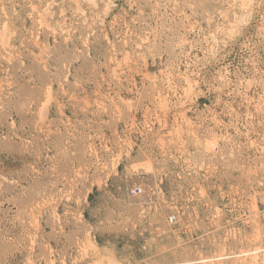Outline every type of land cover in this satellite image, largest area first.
I'll return each instance as SVG.
<instances>
[{"label":"crops","instance_id":"obj_1","mask_svg":"<svg viewBox=\"0 0 264 264\" xmlns=\"http://www.w3.org/2000/svg\"><path fill=\"white\" fill-rule=\"evenodd\" d=\"M19 3L0 15V32L8 26L0 39L17 42L0 51V74L14 84L7 104L14 113L0 112V264L168 263L162 249L170 240L172 248L183 245L190 233L185 223L170 225L172 206L192 200L194 210L200 197L184 190L199 178L179 173L173 154L210 151L216 138L201 136L199 122L219 121L226 155L231 120L184 112L170 119L164 70L146 63L147 37L144 63H132V34L98 31L107 20L86 0H31L23 13ZM132 21L128 13L111 24ZM232 152L241 173L255 176L220 183L263 184L262 161L250 162L241 146ZM138 185L142 193L131 197L128 186ZM260 200L255 193L241 205L258 213ZM193 216L186 225L195 231Z\"/></svg>","mask_w":264,"mask_h":264},{"label":"rangeland","instance_id":"obj_2","mask_svg":"<svg viewBox=\"0 0 264 264\" xmlns=\"http://www.w3.org/2000/svg\"><path fill=\"white\" fill-rule=\"evenodd\" d=\"M18 1L23 13L25 5L31 0ZM18 1L0 0V15H12L13 6ZM86 2L90 7L89 11L95 10V13L107 20L98 26L100 29L98 31L117 34L118 30L120 33L129 31L132 34L133 52L137 58L132 63H144L142 46L144 36L147 37L146 44L150 55H146V63L152 66L153 72L164 70L158 73L165 76L163 77L167 85L165 90L168 99H171L168 106L170 119L176 117V113L179 112L194 117L198 114H219L221 118L226 113L232 119L234 136L236 129L239 128L241 112H246L247 107L253 109V103H250L255 95L251 88L241 85L237 62L236 68H232L230 72L231 77L228 76L230 81L226 80L225 67L230 66L229 51L238 54L247 35L263 32L264 25L258 24L257 19L264 12V0H86ZM128 13L133 19L130 25L111 24L112 17H127ZM7 29L8 26L4 25L0 32L2 37L8 36ZM16 44V41L0 39V51L3 50L5 54L6 50L14 48ZM107 44L111 49L113 41L109 40ZM120 44L125 48L127 42L121 41ZM255 48L254 46L252 50L255 51ZM1 60L5 62L6 58L0 57V64ZM239 60L240 57L237 56L235 61ZM181 64L184 65L183 71L178 70L177 74V66L179 69ZM156 75L159 74L153 73V79ZM2 76L4 83L0 86V112L11 115L14 110L7 104L14 94V84L8 82V74L2 73L0 77ZM181 78L185 80L184 88L177 93L176 81ZM245 91L248 93L245 94ZM176 98L179 99L180 105H177ZM169 118L168 122L172 123ZM140 122L141 120L137 121ZM209 123L200 121L199 130L201 136L216 138L210 151H201L194 155L176 151L173 154L175 157L173 163L182 166L183 169L179 170V173L184 177H192L195 182L199 178L200 185H184V190L187 192L194 188V193L200 197L197 202L199 204L194 205V210L191 209V204L196 201L174 202L170 216H178V221L170 225L177 228L179 223H185L182 228L190 233H187L188 238L185 235L183 245L172 248L174 242L171 240L169 245L168 243L165 245L162 251L168 254L170 260L165 264H240L246 260V264H264V183L261 185L220 183L225 179L227 182H236L241 177H253L255 173L249 170L246 172V169L241 173L240 154L232 152V146H229L227 154H224L222 127H219L221 122L212 121L210 127H207ZM8 139L15 140L9 137ZM262 171L259 177L264 182V170ZM187 181L192 182L191 179ZM8 184L7 191L10 187H15L13 183ZM138 186H128L131 197L134 195H131L130 191ZM3 189L0 187V192ZM255 193L261 199L259 204L262 209L258 213L245 210L246 207L241 205V202H250ZM72 204L74 205V202ZM191 214L194 215L193 220L196 222L195 231L186 225L188 218L191 224Z\"/></svg>","mask_w":264,"mask_h":264},{"label":"built area","instance_id":"obj_3","mask_svg":"<svg viewBox=\"0 0 264 264\" xmlns=\"http://www.w3.org/2000/svg\"><path fill=\"white\" fill-rule=\"evenodd\" d=\"M257 23L264 25V12L259 15ZM254 46L256 47L255 51L252 50ZM237 56L240 57L239 61H235ZM236 62L241 74V85L243 87L246 85L254 91L255 96L250 103H253L252 108L254 110L247 107L246 112H241L239 128L236 129L234 136H232L231 126L228 134L232 136L234 142L232 144L228 143V147L232 146V150H234L239 149L241 146L250 155V162H253V158H259L264 168V29L259 34L247 35L243 40L242 48L238 50V54L229 51L230 66L225 67L226 80L228 81L231 80L229 78L231 77L230 72L232 68H236ZM247 93L245 91V94ZM227 119H230L232 124V119L228 114ZM139 193H142L139 186L130 191L131 195ZM168 220L170 223L175 224L178 221V216L171 215Z\"/></svg>","mask_w":264,"mask_h":264},{"label":"bare ground","instance_id":"obj_4","mask_svg":"<svg viewBox=\"0 0 264 264\" xmlns=\"http://www.w3.org/2000/svg\"><path fill=\"white\" fill-rule=\"evenodd\" d=\"M234 261V260H233ZM245 261V260H244ZM247 261V260H246ZM246 261L245 262H240V264H246ZM235 262V261H234ZM228 263V262H227ZM223 264V263H222ZM226 264V263H225Z\"/></svg>","mask_w":264,"mask_h":264}]
</instances>
